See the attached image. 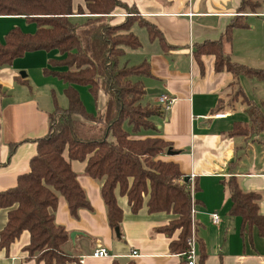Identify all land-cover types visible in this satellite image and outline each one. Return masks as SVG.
Instances as JSON below:
<instances>
[{
    "label": "crops",
    "instance_id": "crops-1",
    "mask_svg": "<svg viewBox=\"0 0 264 264\" xmlns=\"http://www.w3.org/2000/svg\"><path fill=\"white\" fill-rule=\"evenodd\" d=\"M122 1L134 5L140 16L164 36L163 44L160 38L151 40L146 27L139 24L132 27L142 45L137 49L126 48L124 62L135 65L147 60L151 65V75L143 78L146 88L143 103L161 104L162 93L175 98L169 111L153 117L157 130L134 137H162L169 141L176 153L160 157L178 163L184 176L194 175L195 186L198 181L193 222L199 256L200 240L205 245L204 264H264V236L256 227L251 233L248 229L242 232L241 217L229 214L232 200L223 182L235 175L244 191L258 192L259 209L264 214V129L250 136L230 134L235 123L250 122V108L239 104L231 109L226 103L216 108L219 100L233 91L234 75L226 69L216 70L214 52L198 53L200 46L223 39V52L230 61L264 69V0H253L257 1L255 8L243 6V0ZM84 4L85 0H73V21L82 22L89 16L77 13ZM125 16V10L119 8L108 20L119 24ZM15 27L28 33L37 29L36 23L28 21L25 15H0V40L4 42ZM64 57L58 49H40L26 52L12 64L0 65V191L15 187L19 176L30 171V161L37 153L36 140L49 132L50 114L57 105L69 106L67 84L56 74L68 69L55 63ZM239 81L250 100L257 104L264 101L263 82L247 76H241ZM81 87L77 85L87 110L102 111L106 94L99 91L95 100L89 91L93 101L88 105ZM217 113L226 116L215 117ZM248 147L253 149L249 152L252 158L240 159L241 149ZM65 156L68 158L67 151ZM71 165L91 208L80 209L75 217L67 200L60 196L55 219L70 235L75 233L63 248L76 255L79 264H112L114 259L121 264L130 260L136 264H185V255L172 253L170 249L178 232L169 236L158 230L177 215L166 211L151 213L146 206L133 213L127 197L117 190L124 216L120 227L113 230L101 195L103 181L85 172L86 161L72 160ZM213 213L220 215L218 224L213 222ZM7 220L8 209H1L0 230ZM30 239V232L24 230L8 249L0 248V264H45L28 256L25 248ZM100 248H106L108 255L94 256V251Z\"/></svg>",
    "mask_w": 264,
    "mask_h": 264
},
{
    "label": "trees",
    "instance_id": "trees-1",
    "mask_svg": "<svg viewBox=\"0 0 264 264\" xmlns=\"http://www.w3.org/2000/svg\"><path fill=\"white\" fill-rule=\"evenodd\" d=\"M243 6L257 7V1L243 0ZM126 16L119 24H111L108 16L117 9ZM78 14H89L84 21L75 22L73 0H0V15H25L35 22L34 33L19 27L11 29L0 40V65L12 64L17 57L34 50L58 49L65 57L56 64L67 70L57 71L66 84L67 108L56 106L50 114L49 132L36 140L37 153L30 161V171L19 176L15 187L0 191V210L8 209V220L0 230V248L8 249L24 230L30 232L26 246L28 256L45 264H79L76 255L64 250L69 232L56 223L55 211L63 196L73 216L91 205L81 186L71 161H86L85 172L103 181L101 195L107 207L110 227H120L124 212L116 191L127 197L133 213L144 206L148 211H166L178 217L158 228L169 236L178 237L170 243L172 253L184 254L190 248L192 235L193 197L190 181L178 163L160 156L171 144L162 137L136 138L143 131L157 130L153 117L166 113L161 104L143 103L146 88L143 78L151 75V65L145 60L130 65L122 62L126 48L141 47L140 38L132 31L135 24L146 27L150 39L164 36L152 23L140 16L134 5L122 0H85ZM230 26L225 32L229 38ZM223 39L200 46L198 53L214 52L216 70L224 69L234 75L233 91L220 99L217 109L225 103L231 109L246 104L251 111L249 123L237 122L231 135L250 136L264 129V101L254 103L245 94L239 79L247 76L264 83V69H255L230 61L224 54ZM77 85L88 87L98 99L99 91L106 94L102 111L89 112ZM125 125L131 129L128 130ZM14 148V146H13ZM174 149V148H173ZM68 152V158L65 152ZM232 200L231 216H240L242 232L253 227L264 236V214L260 212L261 195L244 191L237 176L223 180ZM197 190L200 189L196 180ZM195 202V201H194ZM198 264L207 256L200 240ZM112 264H121L114 259ZM126 264H136L134 260ZM186 264V259H185Z\"/></svg>",
    "mask_w": 264,
    "mask_h": 264
},
{
    "label": "built area",
    "instance_id": "built-area-1",
    "mask_svg": "<svg viewBox=\"0 0 264 264\" xmlns=\"http://www.w3.org/2000/svg\"><path fill=\"white\" fill-rule=\"evenodd\" d=\"M159 101L163 107V109L165 110V112L169 111L170 108L172 107V104L175 101V98L162 93L159 97ZM226 113H217L215 114V117H225ZM189 181H190V190H191V194L192 197L194 198V194H195V176L191 175L189 176ZM194 200H193V207H194ZM193 212H194V208H193ZM213 217V222L215 224H218L220 222V215L218 213H213L212 214ZM194 229H195V225H194ZM188 243L190 245V248L188 249L187 252L184 253L185 255V259H186V264H198V258H199V253H198V249H197V241H196V235H195V230L193 233V236L191 238H189ZM94 256L97 257H101V256H107L108 255V250L106 248H100L94 251L93 253Z\"/></svg>",
    "mask_w": 264,
    "mask_h": 264
},
{
    "label": "rangeland",
    "instance_id": "rangeland-1",
    "mask_svg": "<svg viewBox=\"0 0 264 264\" xmlns=\"http://www.w3.org/2000/svg\"><path fill=\"white\" fill-rule=\"evenodd\" d=\"M124 60H125V58L121 59V63L124 62ZM81 90H82V94L85 96L87 104L90 105V101L92 102L93 99L91 97L92 96L91 93L88 90V87L83 86V87H81ZM142 102H144V101H142ZM125 127L128 130H130V127L128 125H125ZM143 132H146V131H143ZM263 140H264V138H263ZM256 145L257 146H263L264 144L262 145L261 143H256ZM251 151H253V149L251 147H248L246 149H241V151H240L241 152V158L240 159H242V160L245 159L246 161H248L250 158H252L251 157L252 155H250V153H249ZM191 212H192V220H193V209ZM194 230L195 229H194V222H193L192 223V235L190 236V238L193 236Z\"/></svg>",
    "mask_w": 264,
    "mask_h": 264
},
{
    "label": "water",
    "instance_id": "water-1",
    "mask_svg": "<svg viewBox=\"0 0 264 264\" xmlns=\"http://www.w3.org/2000/svg\"><path fill=\"white\" fill-rule=\"evenodd\" d=\"M149 91V90H148ZM151 91V90H150ZM162 91V90H160ZM176 153V150H174L172 147H169L167 150V154L168 155H173ZM185 180L188 181L189 180V176H185ZM70 237L73 239L75 237V233H71Z\"/></svg>",
    "mask_w": 264,
    "mask_h": 264
}]
</instances>
